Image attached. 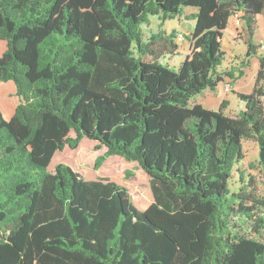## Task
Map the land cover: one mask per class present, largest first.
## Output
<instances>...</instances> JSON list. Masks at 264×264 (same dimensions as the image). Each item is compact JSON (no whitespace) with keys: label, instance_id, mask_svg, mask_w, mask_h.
I'll return each instance as SVG.
<instances>
[{"label":"trees","instance_id":"trees-1","mask_svg":"<svg viewBox=\"0 0 264 264\" xmlns=\"http://www.w3.org/2000/svg\"><path fill=\"white\" fill-rule=\"evenodd\" d=\"M184 8L195 10L190 54L173 70L140 25ZM235 13L256 55L264 0H0V264H264V241L232 223L264 237V191L229 189L242 140L257 144L264 175V57L236 116L190 103L222 81ZM82 139L106 149L96 169L110 156L137 162L154 202L139 210L125 187L65 164L48 172Z\"/></svg>","mask_w":264,"mask_h":264},{"label":"rangeland","instance_id":"rangeland-1","mask_svg":"<svg viewBox=\"0 0 264 264\" xmlns=\"http://www.w3.org/2000/svg\"><path fill=\"white\" fill-rule=\"evenodd\" d=\"M189 9L184 8L182 15L174 19L162 21L160 16H148V22L140 25L141 41L143 44L150 42V49L156 54L161 55L159 63L170 69L176 70L180 63L190 54V45L188 41L189 32L193 30L194 22L185 19ZM179 18L181 19L179 21ZM185 33L182 41L170 39L169 35L175 30L177 25ZM248 36L245 29L232 26L223 32L222 49L225 52L224 61L217 69L221 74L222 81L217 84L214 91L205 89L201 94L196 95L191 104H199L205 109L218 110L222 103H225L223 113L226 116H236L244 110V103L241 102L236 94H249L252 91L256 74L259 68V56L264 57V16L258 15L254 35L251 39L255 47L256 55L246 57ZM176 51L173 54L168 51ZM245 64V65H244ZM228 74H231L228 75ZM263 86L264 81L259 83ZM228 86L229 92L224 88ZM264 106V97L261 99ZM74 138L75 134L71 131L68 135ZM243 159L237 163L231 173L229 180V189L231 192H238L242 186H246L252 181L254 193L260 197L264 191V175L258 164V147L252 140H242L241 142ZM106 149L98 146L96 141L82 139L75 149L65 146L62 151H57V161L48 166V172H53L57 164H65L71 167L85 180H108L125 187L130 195L131 202L139 209L144 210L149 207L154 198L150 188L149 177L141 170L135 161H126L120 156H110L105 159L99 168H95L97 157L103 155ZM63 152V153H62ZM61 153V154H60ZM68 157L69 160L64 162ZM71 159H70V158ZM52 161V160H51ZM142 185V189L148 193L149 199L136 201L133 196H137L135 188L137 184ZM235 231L240 234L248 235L253 238L264 241V237L253 232L252 222L245 221L240 217H234Z\"/></svg>","mask_w":264,"mask_h":264},{"label":"crops","instance_id":"crops-1","mask_svg":"<svg viewBox=\"0 0 264 264\" xmlns=\"http://www.w3.org/2000/svg\"><path fill=\"white\" fill-rule=\"evenodd\" d=\"M189 13L187 14V15H189V14H191V13H193V12H195V10H193V9H189ZM185 17V16H184ZM181 19L179 18V21H180ZM191 21V20H190ZM235 25V21H234V18L233 17H230L229 18V21H228V25H227V28H226V30L228 29L229 30V28L230 27H232V26H234ZM236 26V25H235ZM243 27V28H245V24H244V22H243V20H242V23L239 25V26H237V27ZM177 27L178 28H176L175 30H173L174 31V33L176 34V33H184L183 32V30H181L179 27H180V25L178 24L177 25ZM225 30V31H226ZM190 33V32H189ZM185 34V33H184ZM166 37H168L167 35H165Z\"/></svg>","mask_w":264,"mask_h":264},{"label":"built area","instance_id":"built-area-1","mask_svg":"<svg viewBox=\"0 0 264 264\" xmlns=\"http://www.w3.org/2000/svg\"><path fill=\"white\" fill-rule=\"evenodd\" d=\"M232 17L234 18V21H235V25L236 26H239L242 23V19H241V16H240L239 13H235ZM184 37H185V34L184 33H178L177 36H176V40L182 41L184 39ZM224 91L225 92H229V87L226 86L224 88Z\"/></svg>","mask_w":264,"mask_h":264}]
</instances>
